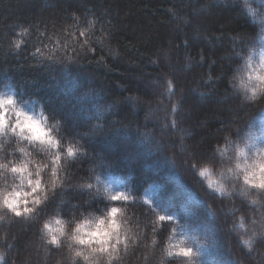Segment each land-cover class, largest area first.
<instances>
[{"label": "trees", "instance_id": "16d2710c", "mask_svg": "<svg viewBox=\"0 0 264 264\" xmlns=\"http://www.w3.org/2000/svg\"><path fill=\"white\" fill-rule=\"evenodd\" d=\"M256 33L240 5L216 0H0V94L43 116L63 148L56 188L42 182L48 199L34 196L23 222L0 221V264H68L40 220L110 207L128 237L113 264H264V239L251 251L241 240L264 209L201 175L221 168L225 135L264 107L228 85L234 39ZM37 146L46 151L26 145ZM120 193L128 199H111Z\"/></svg>", "mask_w": 264, "mask_h": 264}, {"label": "clouds", "instance_id": "9594fccd", "mask_svg": "<svg viewBox=\"0 0 264 264\" xmlns=\"http://www.w3.org/2000/svg\"><path fill=\"white\" fill-rule=\"evenodd\" d=\"M259 7L264 16V2ZM234 55L236 62L228 80L229 88L245 101L264 100V43L257 42L255 37L241 41ZM43 122L44 117L32 114L22 99L0 94V137L8 140L7 143L0 140V221L13 213V207L31 208L28 203L34 196L41 202L46 200L42 182L45 187H52L55 161L57 157L61 159L63 152L62 139L53 141ZM35 141L45 146L56 142L58 146H46V151L37 146L32 149V155L26 145ZM221 147V154L227 157L220 168L224 184L232 192L248 190L253 200L264 198L261 194L264 192V146L250 145L243 129L237 128L225 135ZM17 148L22 158L10 159ZM114 208L117 207L80 212L70 218L53 215L41 219L38 230L47 242L59 240L56 246L65 248L68 264H113L127 237L123 217L118 216L120 209L114 211Z\"/></svg>", "mask_w": 264, "mask_h": 264}, {"label": "snow or ice", "instance_id": "6c2138e0", "mask_svg": "<svg viewBox=\"0 0 264 264\" xmlns=\"http://www.w3.org/2000/svg\"><path fill=\"white\" fill-rule=\"evenodd\" d=\"M261 2H264V0H261ZM245 3L247 4V0H245ZM253 15H256V12L254 10H253ZM262 19H264V17H262ZM80 35H85V34L83 32H81ZM87 45H89V41H88V39H85L82 42L81 47L87 46ZM15 46L17 48H19L20 47V43L17 42V44ZM168 87L169 88L171 87V83H169ZM261 103L264 104V101H261ZM53 141H54V138H53ZM249 144L252 145V146L256 145L252 141L251 133H249ZM46 146L49 147V148L57 147L58 143L53 142V143L47 144ZM67 153H68L69 156L75 155V153L73 152V149L71 147L68 148ZM241 154H244L243 148H241ZM59 162H60V158L57 157L56 161H55V165L58 166ZM54 171H56V175H57V168L56 167H55ZM208 171H209L208 168H204L203 172H201V175H204V174L208 173ZM84 187H87L88 189H91L92 185L91 184H87V185H84ZM41 188H42V190H44L46 192V190L44 189V187H42V185H41ZM55 188H56V183L54 181L53 184H52L51 189H55ZM220 189H221V191H224L222 185L220 186ZM49 192H50V190H49ZM49 192H46V199H48ZM240 193L242 195H244V196H248L249 195L248 190H246V189H242L240 191ZM261 194L264 195V192H262ZM51 195L54 197L55 193H51ZM207 195H214V193H207ZM111 199L114 200V201H120L121 199H125L126 200V199H128V197L124 196L123 193H120V194L112 196ZM40 203H41L40 198H37L36 201H35V204H40ZM252 203L253 204L259 203L261 205V208L264 209V200H260V201L253 200ZM118 210H119L118 208H114V211H118ZM11 211L15 214L16 217H20L21 218V220L18 221V222H23V217L26 216V215L33 214L34 208L33 207H31V208H21V207L17 206V207H13L11 209ZM159 219H160V221H165L166 219L168 221H171L173 219V216L172 215H168L166 217L164 215H161L159 217ZM252 224L254 225V227L251 229V231L249 233H247L245 236L241 237V240H242L243 244L245 246H247L249 251L252 250L253 244H254V242L256 241L257 238L264 239V211L261 212L259 220L255 219V218L252 219ZM165 228H167V225H165ZM12 239L15 240L16 237L13 236ZM127 240H128V237L125 238V241H124V244H123L125 249H127V247H128ZM209 240H210L211 243L215 244L216 241H217L216 235L214 234L212 237L209 238ZM48 244H50V245H58L59 244V240L58 239H52V240H50L48 242ZM8 247L12 248L13 245L9 244ZM45 247H47V246H45ZM57 248H58V246H57ZM179 254L181 256H183V257H189V258L200 255L199 252H196L191 247L181 248ZM4 259H5V254H0V262L4 261ZM189 264H194V262L190 261Z\"/></svg>", "mask_w": 264, "mask_h": 264}, {"label": "rangeland", "instance_id": "374dc122", "mask_svg": "<svg viewBox=\"0 0 264 264\" xmlns=\"http://www.w3.org/2000/svg\"><path fill=\"white\" fill-rule=\"evenodd\" d=\"M216 2L240 5L244 10L245 14L248 16V18L252 20L257 29V33L254 36L257 42L264 43V27H262V25H264V19H262V17L264 16H262L261 9L259 7L261 0H255V3H253V0H247V4L245 3V0H216ZM253 10L256 12V15H253ZM241 41L246 42L248 40L234 39L233 52L230 55V59L232 60V67H234V64L236 62V57L234 54L239 50L241 46ZM241 129H243L246 142H249V133H251L252 141L257 146H264V107L259 110L252 117V119ZM221 153L222 148H220L221 158L222 160L227 159V157L222 155ZM203 170L201 172H203ZM202 176L205 177V179L215 191L221 194H227L230 192V189L227 185L224 184L223 178L220 175V168L218 170L209 169L208 173ZM221 185L223 186L224 191H221Z\"/></svg>", "mask_w": 264, "mask_h": 264}]
</instances>
